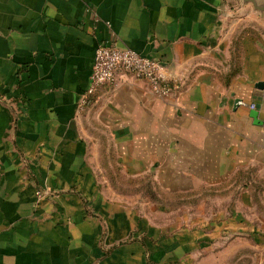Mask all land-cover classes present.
I'll return each mask as SVG.
<instances>
[{"label":"crops","instance_id":"crops-1","mask_svg":"<svg viewBox=\"0 0 264 264\" xmlns=\"http://www.w3.org/2000/svg\"><path fill=\"white\" fill-rule=\"evenodd\" d=\"M100 44L159 61L173 94L121 72L81 107ZM0 264H264V17L0 0Z\"/></svg>","mask_w":264,"mask_h":264},{"label":"built area","instance_id":"built-area-1","mask_svg":"<svg viewBox=\"0 0 264 264\" xmlns=\"http://www.w3.org/2000/svg\"><path fill=\"white\" fill-rule=\"evenodd\" d=\"M121 72L148 82L157 98L169 97L176 89L175 82L165 75L159 61L142 56L130 48L100 44L95 51L89 86L80 100L81 107L89 104L99 88L115 82ZM250 108L254 110L255 104Z\"/></svg>","mask_w":264,"mask_h":264},{"label":"water","instance_id":"water-1","mask_svg":"<svg viewBox=\"0 0 264 264\" xmlns=\"http://www.w3.org/2000/svg\"><path fill=\"white\" fill-rule=\"evenodd\" d=\"M243 4L251 5L264 17V0H242ZM257 106L251 111V116L257 121Z\"/></svg>","mask_w":264,"mask_h":264},{"label":"rangeland","instance_id":"rangeland-1","mask_svg":"<svg viewBox=\"0 0 264 264\" xmlns=\"http://www.w3.org/2000/svg\"><path fill=\"white\" fill-rule=\"evenodd\" d=\"M125 188H128V187H125ZM142 194V193H141ZM163 199V198H162ZM176 201H178V199H176Z\"/></svg>","mask_w":264,"mask_h":264}]
</instances>
